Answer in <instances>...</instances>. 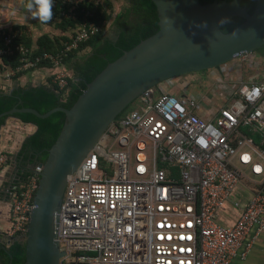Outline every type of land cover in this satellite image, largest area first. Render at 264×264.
Here are the masks:
<instances>
[{
	"label": "built area",
	"instance_id": "1",
	"mask_svg": "<svg viewBox=\"0 0 264 264\" xmlns=\"http://www.w3.org/2000/svg\"><path fill=\"white\" fill-rule=\"evenodd\" d=\"M88 18L57 52L40 55L17 43L19 30L0 26V76L11 79L47 61L53 82L67 91L66 58L103 30ZM15 55L20 64L12 67ZM217 69L230 73L227 63ZM221 87L225 98L207 107L194 91L161 92L157 85L111 123L68 177L57 228L65 251L60 264H231L247 258L264 231V77L222 80ZM11 161L0 151V177ZM18 181L10 191L13 236L28 232L40 176ZM244 182L252 195L245 206L233 200L240 215L224 225L220 212Z\"/></svg>",
	"mask_w": 264,
	"mask_h": 264
},
{
	"label": "water",
	"instance_id": "2",
	"mask_svg": "<svg viewBox=\"0 0 264 264\" xmlns=\"http://www.w3.org/2000/svg\"><path fill=\"white\" fill-rule=\"evenodd\" d=\"M153 2L159 14V30L110 62L87 83L71 108L57 106L41 113L32 107L15 106L0 114V119L16 113H32L39 118L58 111L66 114L46 161L28 166L30 174L40 176L28 232L9 237L10 241L1 247L10 256L11 244L23 242L24 264H60L65 251L60 248L57 228L68 177L111 123L142 93L171 78L218 68L264 48V0H257L253 12L242 5V0H215L207 4L201 0ZM236 16L244 21L229 32L223 31L225 24ZM17 87L15 80L4 93L12 94ZM21 159L19 152L13 155L6 176L13 172L20 177Z\"/></svg>",
	"mask_w": 264,
	"mask_h": 264
},
{
	"label": "trees",
	"instance_id": "3",
	"mask_svg": "<svg viewBox=\"0 0 264 264\" xmlns=\"http://www.w3.org/2000/svg\"><path fill=\"white\" fill-rule=\"evenodd\" d=\"M129 1L132 4L131 8L124 13L113 15L114 6L111 1L103 3L96 0H75L70 4L64 2V0H54V16H59L62 12L73 13V16L64 17L59 23L63 29L73 30L72 35L77 32L84 18L88 16L91 22L99 25H104L107 21H113L117 30L116 38L106 37L105 32L102 30L83 42L77 50L71 52L70 56L66 58L67 68L73 72L72 75L69 74L67 91L61 90L53 82L54 76L52 73L47 84L19 86L12 94H5L6 89L0 88V114L15 106L32 107L41 113L57 106L71 108L86 89L87 83L91 82L110 62L115 61L125 51L132 49L159 30V14L153 0ZM213 1L215 0H201V3L207 4ZM256 3V0H245L242 4L248 8L249 12H253L254 9L251 5L256 6ZM88 13L92 15H88ZM243 21V17H233L225 24L223 31L229 32ZM51 23H54V19L47 24ZM12 29H15V26ZM72 35L52 37L48 33H43L36 40L27 35H22L18 38L17 43L23 42L32 47L34 55L45 52L55 53L62 46L60 38L63 37L68 40ZM0 46H2L1 42ZM87 49H90V51L81 54ZM257 51L264 56V48ZM10 63L12 67L19 66V56H13ZM42 66L51 67V64L46 61ZM128 110L129 107L125 112ZM14 117L37 126V130L26 138L19 151L22 163L37 165L40 162H45L48 150L56 142L65 124L66 114L58 111L47 118H39L32 113H16ZM7 118L5 116L0 119V130ZM0 151L8 152L11 157L14 153L9 145L1 143V133ZM25 248V244L21 241L11 246L9 259L12 264L25 263Z\"/></svg>",
	"mask_w": 264,
	"mask_h": 264
},
{
	"label": "crops",
	"instance_id": "4",
	"mask_svg": "<svg viewBox=\"0 0 264 264\" xmlns=\"http://www.w3.org/2000/svg\"><path fill=\"white\" fill-rule=\"evenodd\" d=\"M25 2V0H0V3H11L10 5H17V3L22 4V2ZM13 7H9L8 11L11 10ZM7 9L0 8V21L3 18L4 12ZM10 14V13H9ZM27 16L28 18L31 16L30 13ZM0 26H3L0 24ZM7 26V25H6ZM38 30L37 34H34L33 39L36 40L40 35L43 33H48L52 37L55 36H64L69 35V33L72 32V30H65L62 27H60L57 23H51V24H41L40 22L37 23ZM12 29V28H11ZM30 30V29H29ZM32 30V29H31ZM30 30V31H31ZM33 31V30H32ZM106 37H110V35L105 34ZM112 38V37H111ZM248 55L243 56V58H236L234 61L229 62L227 65L229 66L230 73L227 75L229 79L235 82H247L243 81V77L246 75V73H243V68H245L246 72L249 71L252 67L253 60L246 61L245 57ZM264 59V57H263ZM72 71L69 70V74L72 75ZM199 75V74H198ZM51 76V70L48 67H42L41 69H36L33 71H28L24 73H18L16 77L8 79L4 76H0V88L8 90L13 84L14 81L17 80L19 83V86H27L29 84L32 85H39V84H47L48 80ZM192 76V73L184 74L181 76H177L174 78H171L167 81L162 82L158 85V88L161 92H175L184 94L186 92L192 91V82L194 78ZM218 79V76H216ZM264 77V70L261 71L259 74L249 73L247 74V78H250L251 80H260ZM193 92V91H192ZM37 130V126L32 123H26L23 122L21 119L10 116L7 118L4 125L1 127L0 133H1V143L9 145L10 148L14 150V153L12 154V161H13V155L15 153H18L25 142L26 138L32 135ZM11 161V163H12ZM11 165V164H10ZM8 169L1 175L0 177V264H10L11 260L9 259V254H7L1 247L9 242V237L13 236L11 234V228H12V221H11V194L10 191L18 184L19 178L16 176L15 173H11L9 176H6ZM240 187V188H239ZM233 195L235 196L237 200H240L242 204L245 206L249 200V198L252 195V188L249 184L246 182L240 184ZM227 204V206L222 209L220 212V222L224 225L230 226L233 225L239 215L240 210L236 208L233 204V200ZM255 235V230H253L249 234V238L251 239ZM15 237V236H13ZM9 244V243H8ZM13 244H11L12 246ZM10 246V245H8ZM231 264H264V231L256 238L254 241V245L252 247V250L248 254L246 259H242L240 256L234 258L232 260Z\"/></svg>",
	"mask_w": 264,
	"mask_h": 264
},
{
	"label": "rangeland",
	"instance_id": "5",
	"mask_svg": "<svg viewBox=\"0 0 264 264\" xmlns=\"http://www.w3.org/2000/svg\"><path fill=\"white\" fill-rule=\"evenodd\" d=\"M74 1L75 0H64V2H68L70 4L73 3ZM96 1L103 2V3H106L107 1H111L113 3V6H114V9L112 12L113 15H117L119 13L121 14V13L126 12L129 8H131V5H132L129 0H96ZM10 4L11 3H7V2L4 4L0 3V8L7 9L4 12L5 16H3V18H5V19H2L0 21V24H2L3 26L7 25L6 27H9V28H12L13 26H15V29L19 30L22 33V35H27V36L33 38L34 34L36 35L38 32V30H36V28H37L36 25L40 21L33 19L31 16L29 18L27 17L29 14L24 7V1L22 2V4H19V3H17V5H10ZM10 6L13 8H11V10L8 11V8ZM60 21H62L61 17H59V16L55 17L54 23L59 24ZM29 29L30 30L32 29L33 31L32 30L30 31ZM103 31L105 32V34L110 35V37L116 38L117 30H116V27H115L113 21L105 22L103 25ZM72 33H73V30L67 36L72 35ZM60 40H61V43L63 44V42L66 41L67 39H64L63 37H61ZM89 51H90V49H87V50L83 51L81 54H85ZM247 55L248 56L245 57L246 61L253 60V62L256 61V63H252L251 69L247 72H246L245 68H243V70H242L243 73H246V75L243 77V81H249L250 80V78H247V74H249V73L259 74V73H261V71L264 70V59H263L264 56L259 51H254V52L249 53ZM243 56H245V55H243ZM243 56L237 57V60H238V58L242 59ZM235 60H236V58H235ZM232 61H234V59L229 61V62H232ZM219 73L220 72L218 71L217 68H212L209 70H204V71L192 73L193 77L195 75L197 76L196 78H194V80L192 82V91L197 93V95L204 101V103L207 105V107H212L214 105L215 101H217V100L222 101L225 98V96L223 94L225 92L228 93L227 91H225V89H223L221 87V81L222 80H226V81L228 80L229 81V78L227 76L220 75ZM216 76H218V79ZM233 83H236V82L233 81ZM239 83H240V81H239ZM137 106H138V102H133L129 106V109L135 108ZM115 148H119V146L116 145ZM235 196L233 197V199L236 198Z\"/></svg>",
	"mask_w": 264,
	"mask_h": 264
},
{
	"label": "clouds",
	"instance_id": "6",
	"mask_svg": "<svg viewBox=\"0 0 264 264\" xmlns=\"http://www.w3.org/2000/svg\"><path fill=\"white\" fill-rule=\"evenodd\" d=\"M54 0H25L24 7L33 19L39 20L41 24L49 23L54 16ZM226 18L221 22H225Z\"/></svg>",
	"mask_w": 264,
	"mask_h": 264
},
{
	"label": "flooded vegetation",
	"instance_id": "7",
	"mask_svg": "<svg viewBox=\"0 0 264 264\" xmlns=\"http://www.w3.org/2000/svg\"><path fill=\"white\" fill-rule=\"evenodd\" d=\"M218 1H231V0H218ZM243 1H245V0H242V3H243ZM257 1V0H256ZM243 5V4H242ZM252 7H253V9L255 8V6H253V5H251ZM246 7V6H245ZM248 9V8H247ZM115 39V38H114ZM28 166H29V164H23L22 163V165H21V175H20V177H19V179L21 180V179H23V178H25L27 175H28V173H29V168H28Z\"/></svg>",
	"mask_w": 264,
	"mask_h": 264
}]
</instances>
